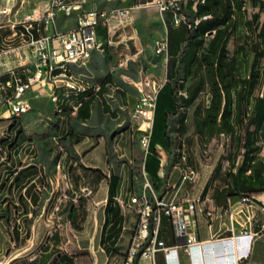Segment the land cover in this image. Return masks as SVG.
Returning <instances> with one entry per match:
<instances>
[{"label":"crops","instance_id":"1","mask_svg":"<svg viewBox=\"0 0 264 264\" xmlns=\"http://www.w3.org/2000/svg\"><path fill=\"white\" fill-rule=\"evenodd\" d=\"M108 1L115 7L130 4ZM186 1L181 0L182 6ZM165 13H158L164 25L168 23ZM122 44L107 46L112 53L95 51L93 57L114 54ZM87 82L88 92H71L72 97L65 88L53 89L50 83H43L44 90L54 96L52 110L58 118L45 144L49 164L40 160L18 166V159L29 155L27 139L13 147L0 141V150L9 159L0 168V201L7 198L0 203V214L11 216L10 222L0 221V257L7 259L0 264H123L138 222V214L128 205L131 196L141 193L147 182L164 201L174 199L184 207L193 223L190 230L201 243L193 254L179 246L169 260L160 250L157 264H264V154L257 140L260 133L264 135V111L256 108L262 93L232 94L228 120L222 121L225 129L215 134L199 124L210 94L205 99L190 94L189 103L180 107L175 122V146L168 150L156 143L150 152V144L148 150L141 146V136L152 132L154 119L137 122L131 116L145 94L130 92L115 81L113 73L100 83ZM79 101L82 104L76 109ZM4 123L11 131L15 128L10 120ZM222 133H228V143L215 142ZM58 143L63 144L62 150ZM184 152L185 161L196 168L197 176L182 183ZM245 197L248 200H243ZM192 201L197 209L189 213ZM53 214L67 219L66 231H48L43 219ZM13 216H17L14 225ZM158 237L167 246L185 242L175 236L165 214ZM25 244L28 246L14 255L4 251L5 246ZM25 250L30 251L21 255Z\"/></svg>","mask_w":264,"mask_h":264},{"label":"built area","instance_id":"2","mask_svg":"<svg viewBox=\"0 0 264 264\" xmlns=\"http://www.w3.org/2000/svg\"><path fill=\"white\" fill-rule=\"evenodd\" d=\"M129 6L93 9L86 7L87 0H50L46 11L39 17L28 16L21 23L9 25V32L4 34L3 25H0V113L5 107L14 115H21L30 109V100L26 94L35 90L38 85L50 83L52 88H65L69 91L89 87L83 79V85L69 84V76H76L75 71L67 70V81H54L51 67L57 62L71 60L78 62V67L87 64V51L92 48H102L106 52L107 46L113 43L129 45L122 37V31L132 22V10L135 8H149L157 6L161 12L170 10L172 24L175 27L187 23V17L181 11L177 0H124ZM3 12H10L5 9ZM73 23L67 29L58 28L59 20ZM189 23V22H188ZM117 37H120L117 40ZM168 39L158 41L156 52L166 55L168 60ZM128 55H123L118 64L127 65ZM146 84L152 92L136 104L131 116L135 121H151L154 119L156 98L160 89L155 82L146 79ZM185 95L186 92H180ZM78 108V105L76 106ZM225 135V133H222ZM151 132L141 136V146L148 150ZM261 153L264 154V145L260 141ZM182 168L181 182L192 181L191 165L185 161ZM243 200H248L245 197ZM129 207L138 214V222L125 253L123 264H157L156 253L165 252L169 260L179 246H184L187 252L194 253L200 247V241L193 230L192 221L187 219V213H182V205L174 201H164L156 195L152 186L147 182V188L139 194L131 196ZM195 201L190 203V212L196 211ZM202 210V208H199ZM169 217L178 239L185 237L180 245L167 246L158 237L162 215ZM210 214V213H209ZM243 256L239 257L241 261Z\"/></svg>","mask_w":264,"mask_h":264},{"label":"rangeland","instance_id":"3","mask_svg":"<svg viewBox=\"0 0 264 264\" xmlns=\"http://www.w3.org/2000/svg\"><path fill=\"white\" fill-rule=\"evenodd\" d=\"M178 3L183 7L182 13L186 16L189 12L182 6L181 0H177ZM50 0H0V25H3L2 31L9 29V25L12 23H21L28 16L39 17L48 8ZM86 7L93 9H104L112 8V5L108 0H87ZM8 9L10 12H3ZM255 6H253L248 0L246 8L241 12H238L235 16V31L230 38L228 43V48L230 54L238 59L241 72L238 74L239 80L242 82L245 78L249 76V68L254 59V51L251 49V45L258 41L260 47L264 48V38H260L258 35V29L250 27L247 21L251 19L252 15L257 12ZM137 10V11H136ZM135 11V12H134ZM149 11H154L153 14H149ZM160 12L157 6H152L149 8H135L132 10V22L125 30L122 31L123 38L129 45V49L126 48V44H122L119 47V51L114 54L102 55L99 54L97 57H93L91 62L81 67L78 65H73V71L76 75L83 78L85 81H90L93 83H100V80L104 78L108 73H113L115 81L128 89L132 93L136 94H146L152 92L150 86L146 84V79L150 82H155L157 86L161 83H165L167 80L168 69L171 68V62L175 61L174 65V83L185 82L192 75L187 73V67L183 65V54L186 50L185 38L183 34L190 30V24L182 23L179 27H175L172 24L170 17V10H167L165 16L168 23L164 25L161 17L158 16ZM145 19H140L138 17H144ZM134 15L137 17H134ZM264 14H262V17ZM64 26L65 29L69 28L70 23L63 22L59 20L58 28ZM178 33L176 34V32ZM120 37H117L119 40ZM168 39V60L166 55H160L156 52V45L158 41ZM183 40V41H182ZM262 40V41H261ZM244 47V50H237L238 47ZM128 53L129 59L127 65L124 67L118 64V61L122 59L121 53ZM247 51V53H246ZM102 53V51H99ZM112 53L111 49H106L103 54ZM261 75L264 79V57L261 58L259 66ZM184 92L185 89H180ZM262 91V85H258L255 88L254 94H258ZM210 94V86L207 84L203 91L200 93L202 99ZM26 96L30 100V109L28 112L22 115H14L5 107L0 113V141H13L16 134L17 128H21L24 131L27 142L30 144L31 151L28 149L26 154L29 153L27 158L22 155L21 159L16 162L17 165H24L28 162L38 163L40 160L48 163V150L46 145L53 135L54 127L58 123V118L53 112L52 102L53 99L51 92L44 90V84L42 87H36L35 90L29 91ZM187 96V93L185 94ZM181 111L178 114H172L169 130L171 136L174 137L173 128L175 127V122L178 116H180ZM6 120L12 121L16 124V127L11 131L7 128ZM202 142L201 139L197 140ZM216 143H228V133L225 135L221 134L216 137ZM33 145V147H32ZM60 150L63 149V144L58 143ZM40 156L38 158V155ZM9 160L4 150H0V168H2L6 161ZM49 164V163H48ZM17 216H13L12 223L16 224ZM44 222L48 227V231H53L55 228H60L66 231L69 227L68 221L64 216H56L55 214L44 217ZM28 245L21 246H11L6 252H11L12 255L22 251ZM30 250H25L21 255L29 253ZM0 260L4 262L6 258L0 257Z\"/></svg>","mask_w":264,"mask_h":264},{"label":"trees","instance_id":"4","mask_svg":"<svg viewBox=\"0 0 264 264\" xmlns=\"http://www.w3.org/2000/svg\"><path fill=\"white\" fill-rule=\"evenodd\" d=\"M248 0H187L185 9L189 12L186 16L190 24V30L185 36L186 50L183 54V65L187 67L189 77L188 83H174V65L167 72V80L159 89L156 98L154 112V123L151 132L150 152L153 151L156 143L161 144L166 149L171 150L177 143L178 127L175 125L173 132L176 136L172 137L169 125L172 114H178L183 104L189 103L190 94H200L204 87L210 86V101L205 108V116L200 121L202 128L210 129L212 134L220 133L225 129L222 121L227 118L230 109L229 97L232 94L252 95L258 85H262V97L257 98L256 108L264 111V79L261 75L259 66L261 58L264 57V48L260 47L259 42L255 41L251 45L254 51V59L249 68V76L239 80L238 74L241 72L238 59L230 54L228 43L235 31V16L247 5ZM251 4L258 8L257 12L251 17L248 23L250 27L258 29L260 38H264V0H250ZM194 6V7H193ZM183 7H181V11ZM257 20H259L257 22ZM9 29L3 31L8 33ZM262 41V40H261ZM239 46L237 50H244ZM247 53V51H246ZM264 72V69H263ZM109 79L106 77L105 81ZM180 89H185V98ZM80 92L79 94H86ZM73 93V92H72ZM70 92L68 97L72 95ZM258 93V94H260ZM58 100V99H57ZM82 104L77 103L78 108ZM183 120V117L180 118ZM198 124V125H199ZM12 128L16 127L13 123ZM228 127V124H226ZM181 129V128H179ZM27 139L21 128H17V134L13 141L2 140V142L15 146L18 141ZM264 145V135L258 136ZM260 152H261V145ZM7 198L0 203L6 202ZM11 221L9 213L0 214V221Z\"/></svg>","mask_w":264,"mask_h":264},{"label":"bare ground","instance_id":"5","mask_svg":"<svg viewBox=\"0 0 264 264\" xmlns=\"http://www.w3.org/2000/svg\"><path fill=\"white\" fill-rule=\"evenodd\" d=\"M116 45H118V43L109 44L108 46H116ZM95 51H102V48L89 49L87 51V63L91 61ZM73 65H78V62H71V60H64V62H57L53 64L51 67V75H54V81H67V74L63 72H66L67 70L73 71V68H72ZM119 65L123 66L125 64H119ZM69 84L83 85V80H81L80 78L76 76H69ZM87 90H88V87H83V92H86ZM70 92L80 93L79 90H72V91H69V93ZM181 155H182V158L185 157V160H187V154L185 152L182 153ZM196 176H197V170L194 166L191 165L192 181L195 180ZM146 188H147V184L145 186V189ZM188 208L190 210V205ZM182 213H185V209L183 206H182Z\"/></svg>","mask_w":264,"mask_h":264},{"label":"water","instance_id":"6","mask_svg":"<svg viewBox=\"0 0 264 264\" xmlns=\"http://www.w3.org/2000/svg\"><path fill=\"white\" fill-rule=\"evenodd\" d=\"M183 240L185 241V237H183Z\"/></svg>","mask_w":264,"mask_h":264}]
</instances>
